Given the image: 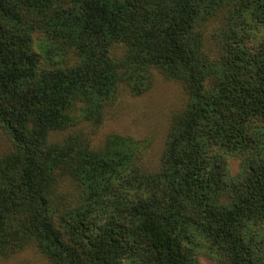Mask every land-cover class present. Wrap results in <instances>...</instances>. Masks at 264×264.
Returning <instances> with one entry per match:
<instances>
[{
    "label": "trees",
    "instance_id": "trees-1",
    "mask_svg": "<svg viewBox=\"0 0 264 264\" xmlns=\"http://www.w3.org/2000/svg\"><path fill=\"white\" fill-rule=\"evenodd\" d=\"M156 75L185 95L157 165L95 146ZM0 127V257L264 264V0H0Z\"/></svg>",
    "mask_w": 264,
    "mask_h": 264
},
{
    "label": "rangeland",
    "instance_id": "rangeland-1",
    "mask_svg": "<svg viewBox=\"0 0 264 264\" xmlns=\"http://www.w3.org/2000/svg\"><path fill=\"white\" fill-rule=\"evenodd\" d=\"M185 103L182 89L175 83L155 77L152 87L142 95L122 93L108 107L102 125L93 135V144L101 146L110 135L144 140L147 146L145 163L155 166L164 148L169 121ZM10 148L0 127V154ZM235 169L236 164H232ZM0 264H48L35 249L27 248L11 257H0Z\"/></svg>",
    "mask_w": 264,
    "mask_h": 264
}]
</instances>
